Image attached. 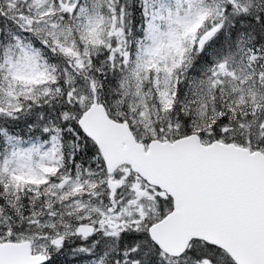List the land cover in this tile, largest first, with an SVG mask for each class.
Segmentation results:
<instances>
[{
	"label": "snow or ice",
	"instance_id": "snow-or-ice-1",
	"mask_svg": "<svg viewBox=\"0 0 264 264\" xmlns=\"http://www.w3.org/2000/svg\"><path fill=\"white\" fill-rule=\"evenodd\" d=\"M0 264H264V0H0Z\"/></svg>",
	"mask_w": 264,
	"mask_h": 264
}]
</instances>
